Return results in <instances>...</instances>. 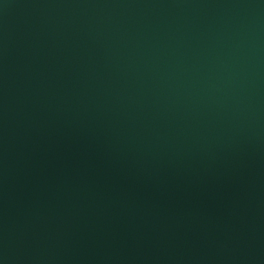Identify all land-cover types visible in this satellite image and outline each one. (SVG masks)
Wrapping results in <instances>:
<instances>
[{"label": "water", "instance_id": "95a60500", "mask_svg": "<svg viewBox=\"0 0 264 264\" xmlns=\"http://www.w3.org/2000/svg\"><path fill=\"white\" fill-rule=\"evenodd\" d=\"M0 264H264V0H0Z\"/></svg>", "mask_w": 264, "mask_h": 264}]
</instances>
